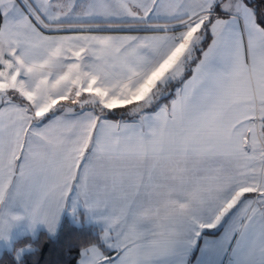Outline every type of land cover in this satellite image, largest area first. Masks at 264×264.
I'll return each instance as SVG.
<instances>
[{
  "label": "snow or ice",
  "instance_id": "snow-or-ice-1",
  "mask_svg": "<svg viewBox=\"0 0 264 264\" xmlns=\"http://www.w3.org/2000/svg\"><path fill=\"white\" fill-rule=\"evenodd\" d=\"M72 193L78 264H264V8L0 0V231Z\"/></svg>",
  "mask_w": 264,
  "mask_h": 264
},
{
  "label": "trees",
  "instance_id": "trees-1",
  "mask_svg": "<svg viewBox=\"0 0 264 264\" xmlns=\"http://www.w3.org/2000/svg\"><path fill=\"white\" fill-rule=\"evenodd\" d=\"M252 3L257 9L264 8V0H252ZM170 99L171 96L166 97L161 103H168ZM120 111L114 110L115 115L110 118L131 119L128 116L122 117ZM101 232L100 228L85 223L82 211L74 217L67 214L56 236L52 237L41 231L36 236L21 237L2 253L0 264H78L81 247L91 242H99ZM28 245L32 247V251L24 253L21 259H17V252Z\"/></svg>",
  "mask_w": 264,
  "mask_h": 264
},
{
  "label": "crops",
  "instance_id": "crops-1",
  "mask_svg": "<svg viewBox=\"0 0 264 264\" xmlns=\"http://www.w3.org/2000/svg\"><path fill=\"white\" fill-rule=\"evenodd\" d=\"M74 196L75 193H72L67 199L64 208L60 212L54 231H50L47 225H45L44 223L37 222L35 225H32L27 217H24L23 219L15 222L8 231L7 239L6 240L0 239V256L6 249L10 248L12 244L21 237L27 235L36 236L41 231H45L48 235L52 237L56 236L64 216L68 214L71 217H74L79 211L83 212L84 221L86 224L98 227L101 229V231H103L104 225L100 220L97 219L98 213L91 211L87 207H85L83 201L80 200L74 201ZM80 258L81 255L79 257V260Z\"/></svg>",
  "mask_w": 264,
  "mask_h": 264
},
{
  "label": "rangeland",
  "instance_id": "rangeland-1",
  "mask_svg": "<svg viewBox=\"0 0 264 264\" xmlns=\"http://www.w3.org/2000/svg\"><path fill=\"white\" fill-rule=\"evenodd\" d=\"M28 247H29V248H28ZM29 251H32V247H31L30 245L21 248V249L17 252V254H16V258H17V259H21V258H22V255H23L24 253H26V252H29Z\"/></svg>",
  "mask_w": 264,
  "mask_h": 264
},
{
  "label": "clouds",
  "instance_id": "clouds-1",
  "mask_svg": "<svg viewBox=\"0 0 264 264\" xmlns=\"http://www.w3.org/2000/svg\"><path fill=\"white\" fill-rule=\"evenodd\" d=\"M23 219V218H22ZM21 220V219H20ZM8 231L9 230H6V231H0V239H7L8 237Z\"/></svg>",
  "mask_w": 264,
  "mask_h": 264
}]
</instances>
